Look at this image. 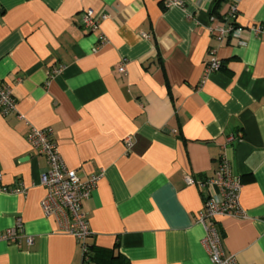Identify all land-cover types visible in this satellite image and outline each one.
I'll return each instance as SVG.
<instances>
[{"label": "crops", "instance_id": "0c3cea01", "mask_svg": "<svg viewBox=\"0 0 264 264\" xmlns=\"http://www.w3.org/2000/svg\"><path fill=\"white\" fill-rule=\"evenodd\" d=\"M227 8V0H0V78L18 101V112H0V184L26 189L0 191V231L21 219L32 236L0 241V264H97L44 215L47 160L28 142L31 126L52 128L82 180L99 176L82 204L87 243L130 264H213L197 218L202 182L225 153L246 214L216 218L223 249L264 264V0H240L241 35L218 40L210 26ZM86 10L108 14L98 30L82 26ZM99 34L107 41L94 52ZM213 59L220 66L205 76Z\"/></svg>", "mask_w": 264, "mask_h": 264}, {"label": "built area", "instance_id": "2783aa9c", "mask_svg": "<svg viewBox=\"0 0 264 264\" xmlns=\"http://www.w3.org/2000/svg\"><path fill=\"white\" fill-rule=\"evenodd\" d=\"M186 0H165L167 6L183 7ZM240 0H227L228 8L225 19L221 24L210 26V32L218 39H224L229 35L238 37L241 35L242 27L236 25V18L239 13ZM108 17L107 13L100 16L95 15L91 10L82 13L81 24L88 31H96L100 27L101 20ZM251 30L255 33L261 31L260 27L253 26ZM149 37L148 34H143ZM104 35L99 34V43L93 47L97 51L106 43ZM220 61L213 59L206 64L205 76L219 68ZM60 69L58 68L57 71ZM121 73L126 72L125 62L118 67ZM0 112L9 115L18 112V101L15 98L12 87L0 78ZM20 118L24 115L19 113ZM234 135L228 137L232 140ZM30 145L47 160V168L40 175V184L45 188V195L41 199L40 205L47 217H53L58 222L59 229L73 235L81 243L83 252L87 251V241L91 232L84 214L82 204L87 199L92 190L97 186L99 176L92 175L88 179L82 180L75 169L66 166L59 150L58 142L54 137L51 127L38 128L31 126L27 134ZM130 146L131 141L127 139ZM187 183H194L192 177H186ZM208 189L205 197L204 207L198 215V221L205 229L203 244L209 253L213 264H242L235 255H227L223 249L222 240L216 226V218L222 215L245 216V210L240 204L242 190L241 178L233 172L231 159L223 153L215 175L206 178L203 182ZM0 191H11L15 193H25L22 186L4 187L0 184ZM22 236H27L22 231L21 219L16 225L0 231V241L16 242ZM29 243L32 236H27Z\"/></svg>", "mask_w": 264, "mask_h": 264}, {"label": "trees", "instance_id": "16d2710c", "mask_svg": "<svg viewBox=\"0 0 264 264\" xmlns=\"http://www.w3.org/2000/svg\"><path fill=\"white\" fill-rule=\"evenodd\" d=\"M84 255L85 260L91 259L97 264H130L126 257L121 253H116L113 248H103L89 243H87V251Z\"/></svg>", "mask_w": 264, "mask_h": 264}]
</instances>
